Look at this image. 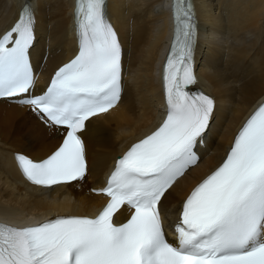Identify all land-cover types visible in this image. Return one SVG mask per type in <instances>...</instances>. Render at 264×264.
<instances>
[{
  "label": "snow or ice",
  "instance_id": "1",
  "mask_svg": "<svg viewBox=\"0 0 264 264\" xmlns=\"http://www.w3.org/2000/svg\"><path fill=\"white\" fill-rule=\"evenodd\" d=\"M78 52L34 94L30 60L35 14L25 4L0 34V98L30 106L48 126L63 127L59 147L42 160L16 159L24 176L44 188L83 181L88 174L81 132L112 109L123 88L122 45L106 15V0H76ZM174 34L163 68L167 115L116 161L95 216L58 215L14 227L0 223V264H264V104L247 119L222 163L183 201L169 242L158 205L197 162L214 100L197 83V27L190 0H172ZM126 206L124 222L115 217Z\"/></svg>",
  "mask_w": 264,
  "mask_h": 264
},
{
  "label": "bare ground",
  "instance_id": "2",
  "mask_svg": "<svg viewBox=\"0 0 264 264\" xmlns=\"http://www.w3.org/2000/svg\"><path fill=\"white\" fill-rule=\"evenodd\" d=\"M199 18L198 86L215 100L206 148L199 163L162 197L166 217L223 158L237 130L264 99V0H194ZM21 0H0V34L18 15ZM74 0H36L34 94L75 51ZM109 17L123 46V91L118 104L91 117L81 132L88 174L83 181L51 188L29 184L15 152L40 160L60 141L30 106L0 99V220L24 225L58 215L93 216L104 204L91 192L104 186L116 155L153 129L162 101L161 66L171 37L170 0H109ZM43 82L41 86H38ZM128 209L117 216L123 220Z\"/></svg>",
  "mask_w": 264,
  "mask_h": 264
}]
</instances>
